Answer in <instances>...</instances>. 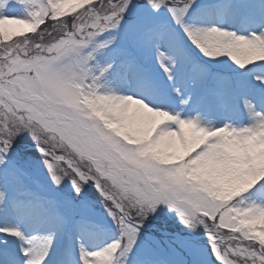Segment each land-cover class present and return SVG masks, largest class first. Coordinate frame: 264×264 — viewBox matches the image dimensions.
Here are the masks:
<instances>
[{"label": "snow or ice", "instance_id": "1", "mask_svg": "<svg viewBox=\"0 0 264 264\" xmlns=\"http://www.w3.org/2000/svg\"><path fill=\"white\" fill-rule=\"evenodd\" d=\"M67 2L20 0L37 6L30 19L0 13V41H11L0 43V203L8 202L18 181L10 157L27 133L54 184L70 179L76 196L95 184L119 230L117 239L95 251L81 243L83 264H124L121 257L139 247L143 227L161 206L189 228L203 225L221 264H264V153L258 147L264 143V111L242 95L254 123L210 125L199 115L175 111V98L150 76L138 72L139 95L116 94L103 91L99 81L118 70L112 63L96 70V53L117 36L98 38L115 29L134 52L151 51L182 94L176 66L183 43L175 26L206 57L227 56L244 69H264V31L241 35L197 24L206 8L198 0H77L81 10L62 18ZM9 5L0 0V9ZM164 11L167 18L159 15ZM11 26H24L32 35ZM256 78L264 83V71ZM201 103L210 101L205 97ZM211 103L221 109L227 101L217 94ZM51 215L65 220L58 205ZM0 233L6 234L0 239V264H44L57 230L27 236L19 227L0 225ZM7 236L23 241L26 259L15 258ZM57 264H64L63 258ZM133 264L148 261L137 257Z\"/></svg>", "mask_w": 264, "mask_h": 264}, {"label": "rangeland", "instance_id": "2", "mask_svg": "<svg viewBox=\"0 0 264 264\" xmlns=\"http://www.w3.org/2000/svg\"><path fill=\"white\" fill-rule=\"evenodd\" d=\"M198 3L206 8L201 17L195 19L197 24L202 26L217 25L241 35L264 31V0H239L238 2L235 0H198ZM63 7L65 17L62 18L73 15V10L76 12L81 10L77 0H68ZM36 10V5L23 4L20 3V0H10V5L5 9H0V13L30 19ZM252 12L254 13L252 14ZM159 15L161 18L168 16L166 11ZM11 27L28 34L24 26ZM115 31L118 32V30ZM176 31L179 33L178 27H176ZM115 35L117 36L116 41L120 42L116 45L110 44L96 53L97 72L108 63H112L118 70H109L100 77L99 83L103 91L139 95L137 92L139 72L140 75L150 76L166 86L169 94L175 98L173 105L175 111H179L183 116L199 115L206 124L219 126L223 123H230L235 127H244L254 123L253 115L240 102L242 95H248L252 99L257 106V111H264V83L256 78L257 74L264 69L252 66H248L246 69L240 68L227 56L215 59L206 57L207 59H203V62H198L192 48L185 46L183 38L180 36L183 49L179 64L176 66L178 74L176 84L183 88V92L178 94L172 88L171 82L151 51L136 53L128 46L127 39L122 32ZM18 38V36L13 37V39ZM98 40L103 41L104 39L99 37ZM9 42L11 41H0V43ZM165 47L168 45L165 44ZM137 63L140 65L139 70ZM208 78H211L210 81ZM217 94H222L227 101L225 107L221 109H217L211 103ZM205 97L210 101L208 105L201 103L202 98ZM184 100L188 102L184 103ZM17 142L19 143L16 144L10 157V164L18 169V181L13 185L8 202L0 203V225L19 227L27 236L46 233L51 228H56L57 235L53 251L49 253L44 264H57L61 258H63L64 264H72L73 257L77 264H83L80 260L81 243L89 251H95L117 239L119 230L116 229L117 226L105 211L103 202H100L101 207L99 206V208L90 199L86 200L91 202L90 206L79 207L78 200H73L76 206L70 205L68 202L72 201L71 199L61 198L67 195L63 196L60 186L57 187L54 183L53 185L49 184L43 179L39 169L42 162L37 158H26L29 156L28 154L25 156L27 148L33 147L35 144L31 135L25 133L17 139ZM258 147L260 152L264 153V143L258 144ZM23 156L29 161L28 163ZM29 164H31V168H28ZM30 177L37 179L32 181L33 178L30 179ZM88 187H90L88 184L85 185L84 193L86 195L84 196L86 197L91 194L88 192ZM90 188L94 190L95 195H99L101 198L98 190ZM251 199L260 202L262 198L251 197ZM56 205L61 208L65 217L64 221H57L52 217L51 210ZM170 216L171 213L168 214L167 211L158 209L157 214L152 217L160 219L150 218L147 220L150 225H146L145 228L148 230L161 228L163 236L160 237L156 233H145L142 230L141 237L137 241L139 247L133 249L135 255L130 253L126 257H121L124 264H133L137 257L148 261V264H221L211 251L210 239L196 240L183 235L190 233L198 236V230L207 231L203 225L189 228L182 223L180 218L172 221ZM149 220H155L157 223H154L153 226ZM169 227L174 230L172 232H178L176 233L177 238L168 236L167 228L169 229ZM5 236V233H0V239ZM6 242L11 245L15 258L24 257L23 241L14 236H7ZM24 258L26 259V257Z\"/></svg>", "mask_w": 264, "mask_h": 264}, {"label": "trees", "instance_id": "3", "mask_svg": "<svg viewBox=\"0 0 264 264\" xmlns=\"http://www.w3.org/2000/svg\"><path fill=\"white\" fill-rule=\"evenodd\" d=\"M41 27H43V26H41ZM175 27H178V28H179L178 25L175 26ZM182 33H183V30L179 28V35L182 34ZM115 34H117L115 30H109L108 32L104 33V34H103L102 36H100V37H102V39H109V38H111V36H113V35H115ZM27 35H32V33H28ZM180 36H181V35H180ZM195 52L197 53V57H198V58H197V61H198V62H203V61H204L203 59H207L206 56L200 51L199 48H197V49L195 50ZM17 143H19V142H17ZM32 143H33V142H32ZM27 154H28L29 156H27L26 158H28V157H30V158H32V159L37 158L38 161H41V162H42L41 165L39 166V169L41 170L42 177H43V179H44L45 181H47L49 184H52V185H53L54 182L52 181L51 175H50L49 170H48V168H47V165H46V163H45V161H44V157H43V155L40 154L39 152L35 151V150H31V151H27V152H25V156H26ZM25 156H23V158L25 159L26 163H28L29 161H27V159L25 158ZM37 159H36V160H37ZM44 164H45V166H43ZM28 166H29L28 168H31V164H29ZM25 170H26V169H25ZM32 171H34V170H32ZM46 174H49L50 176H48V175H46ZM60 188L62 189V192H63L65 195H69V196L73 197L75 200H78L79 203H80L81 200H84V198H85L86 200H87V199H90V200L92 201V203H93L96 207L99 208V206L101 207L100 202H103L102 199L99 197V195H95L94 190L91 189L90 187H88V188H89V191L87 190L89 193H91V194H89V197L84 196V195H86L84 192L81 194V196H76V194H75V192H74V189H73V186H72V183H71V180L68 179V178H65V179H64L63 183L60 185ZM90 190H91L92 192H91ZM103 204H104V202H103ZM159 209H161L162 211H167L168 214L171 213L170 218L172 219V221H176V220H178V219L180 218V217L176 214V212H175L174 210L170 211V210H169L167 207H165V206H161V208H159ZM158 216H161V215H158ZM150 218H154V219H156V220L160 219V218L152 217V216L149 217L148 219H150ZM149 221L152 222L153 224H154V223H157V221H155V220H149ZM163 221H164V220H163ZM142 230H143L145 233L150 232V231H147V230H145V229H142ZM156 234H157V233H156Z\"/></svg>", "mask_w": 264, "mask_h": 264}]
</instances>
